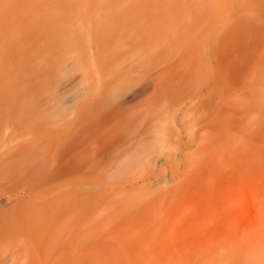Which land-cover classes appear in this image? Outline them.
Instances as JSON below:
<instances>
[{"label":"rangeland","instance_id":"obj_1","mask_svg":"<svg viewBox=\"0 0 264 264\" xmlns=\"http://www.w3.org/2000/svg\"><path fill=\"white\" fill-rule=\"evenodd\" d=\"M222 2L0 0V264H264V53L213 84Z\"/></svg>","mask_w":264,"mask_h":264},{"label":"bare ground","instance_id":"obj_2","mask_svg":"<svg viewBox=\"0 0 264 264\" xmlns=\"http://www.w3.org/2000/svg\"><path fill=\"white\" fill-rule=\"evenodd\" d=\"M239 1L240 0H223V2L220 4L221 6L219 5L221 7V10L224 13V15H222L223 17L221 16L223 18V20L220 19V20H222L221 22L217 20L218 23H215V22H213L211 20L213 23H215V24L212 23V25H213L212 26L211 25V22H210V25L212 27H209V29L212 28L211 30L207 29L204 32V30L202 31V28L199 27L201 24L199 26L197 25V27L200 28V31L198 30V28H197V30L201 33V34H198V35H200L202 37V33H206V35L203 36V39H205L204 37H206L204 44H205V46H207L211 50V54H212L211 57L215 61L214 62L215 64L213 66V69H211L212 70V72H211V76L212 77L211 78H213L214 81H213V79H211V80L214 82V83L213 82L212 83L215 84V86H216V84H217L218 81H219V83H221L220 82L221 79H222L221 77H223L222 76L223 75V72H221V70L222 71L224 70V73L226 72L225 69H227V71H229L228 69H230V68H228V66H230L232 63H234L232 65L233 68L236 67L234 65L236 64L235 60H237V59L230 60L231 59L230 56H231L232 52L239 51L240 50L239 47H241V49L243 51V48H245V47L248 48L247 46H249V44L251 43V41H254L253 39L256 40V43L254 44L252 42L250 44V46L252 45V47H249L248 48V49L252 50L253 52H255L256 54L254 53V55H256V56L251 55V57H250V54H253V52H249L250 50H248L247 52L245 50L243 51V54L244 53H246V54L248 53V55L247 56H244V58L241 57L242 59H246L244 61L241 60L242 62H246V63H247V59H248V56H249V59L250 60L249 59L248 60L250 61L251 64L254 61H256V63L258 62V64H259L260 58L262 57L261 56L262 54H258V53H264L263 51H261V49L264 50V0H245L244 1L245 2L244 4H242V3L240 4ZM241 2H243V1L241 0ZM142 14L143 13H141V15ZM209 15H211V14H209ZM201 18L202 17H200L199 19H201ZM215 19L216 18H214V20ZM200 22L203 23L204 21L203 22L200 21ZM197 30H196V32H197ZM196 36H197V33H196ZM198 38H200V37H198ZM203 39H202V41H203ZM202 41H200V42H202ZM243 45H246V46H243ZM237 48H239V50ZM240 54H242V52H240ZM252 57H255V58H253L255 60H252L251 59ZM256 57H257V59H256ZM238 59H240V58H238ZM262 60H264V56L261 58V61ZM224 61H229V62L225 65L226 62L224 63ZM238 61H237V64L236 65H238ZM241 61H240V64H241ZM242 64H244L243 65L244 68L247 69L245 67L246 64L245 63H242ZM241 66H239V67H241ZM247 67H248V65H247ZM223 68H225V69H223ZM256 159H260V158H256ZM261 159H263V158H261ZM261 159H260V161H261ZM257 161L253 162V165L259 166V167L261 166V168H262V166L264 165V162H263L264 159L261 162L260 161L257 162ZM233 162L235 163V161H233ZM261 214L262 215H260V218H258L259 220L257 219V221L254 222V224L252 226V227H255V228H251V229H254L255 231L258 232L257 235L253 238V240H254L255 243L260 244V245L264 244V210H263V212ZM222 224H224V223H222ZM29 225L30 224L27 223V227H29V228H26V229H30L31 228ZM215 234H217V233H215Z\"/></svg>","mask_w":264,"mask_h":264}]
</instances>
